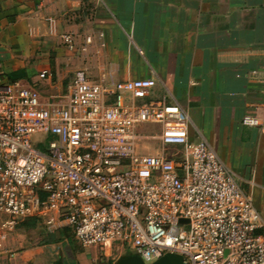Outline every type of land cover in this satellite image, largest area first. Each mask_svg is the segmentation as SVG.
I'll return each instance as SVG.
<instances>
[{
  "label": "built area",
  "instance_id": "built-area-1",
  "mask_svg": "<svg viewBox=\"0 0 264 264\" xmlns=\"http://www.w3.org/2000/svg\"><path fill=\"white\" fill-rule=\"evenodd\" d=\"M97 38L85 35L81 50L103 47ZM62 40L75 45L72 32ZM155 84L78 69L65 94L43 98L0 71V256L18 224L38 218L48 230L68 226L82 247L109 255L117 242L120 257L146 264L172 253L186 264H264V211L187 111L152 98ZM144 123L159 125L157 153L136 151ZM242 123L264 133V118Z\"/></svg>",
  "mask_w": 264,
  "mask_h": 264
},
{
  "label": "crops",
  "instance_id": "crops-1",
  "mask_svg": "<svg viewBox=\"0 0 264 264\" xmlns=\"http://www.w3.org/2000/svg\"><path fill=\"white\" fill-rule=\"evenodd\" d=\"M99 32L105 45L83 52L84 36L98 42ZM35 68L68 81L47 96L32 86L43 98L65 94L78 69L94 80L153 78L152 98L187 111L264 211V133L242 123L264 118V0H0V71L26 83Z\"/></svg>",
  "mask_w": 264,
  "mask_h": 264
},
{
  "label": "rangeland",
  "instance_id": "rangeland-1",
  "mask_svg": "<svg viewBox=\"0 0 264 264\" xmlns=\"http://www.w3.org/2000/svg\"><path fill=\"white\" fill-rule=\"evenodd\" d=\"M126 40L127 48L129 47L130 49L131 47L132 53L135 54V46L128 38H126ZM145 67L147 71H149V66L147 64H145ZM3 69L8 72L11 71V68H7L6 66ZM38 72L40 71L37 69L33 70V74L29 78H26L27 82L25 84L29 87H37L44 96L57 94L68 83V81L63 84L57 82L55 79L56 76H54L55 73L52 72L50 81L46 79L37 81ZM126 102L128 103L129 100H126ZM158 132L159 125L152 123H144L142 127L137 130L138 134L149 136L140 139L136 143V151L138 154H150L160 151L161 145L159 141L153 138ZM42 137V134L34 136L36 146L40 147L37 141ZM43 145H45V143ZM45 229L47 228L42 224L28 229L21 226L17 227L7 243V255L11 260L7 261L6 264H53L57 259H63L65 264H116L121 256L115 251L117 242H113V251L109 255L107 249L102 250L96 245L79 249L78 244H71L66 239L58 243L44 244ZM5 257L6 256L2 257V263L5 261Z\"/></svg>",
  "mask_w": 264,
  "mask_h": 264
},
{
  "label": "trees",
  "instance_id": "trees-1",
  "mask_svg": "<svg viewBox=\"0 0 264 264\" xmlns=\"http://www.w3.org/2000/svg\"><path fill=\"white\" fill-rule=\"evenodd\" d=\"M41 224L44 225L42 221L38 218H28V219L21 221L18 224V227L21 226V227L28 229L30 227L32 228V227H35L36 225H41ZM64 239L68 240V242H70L71 244L72 243L78 244L79 249L82 248L81 244L75 238L72 230L68 226H59L52 230L45 229V236L43 240L44 244L58 243ZM127 255L129 254H125L122 257H125ZM53 264H65V262L63 259H57L53 262Z\"/></svg>",
  "mask_w": 264,
  "mask_h": 264
},
{
  "label": "water",
  "instance_id": "water-1",
  "mask_svg": "<svg viewBox=\"0 0 264 264\" xmlns=\"http://www.w3.org/2000/svg\"><path fill=\"white\" fill-rule=\"evenodd\" d=\"M116 264H146V263H144L138 256L130 255L125 257H120L117 260ZM150 264H186V263L184 262V259L181 255L172 253V254L164 255Z\"/></svg>",
  "mask_w": 264,
  "mask_h": 264
}]
</instances>
